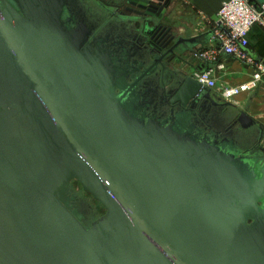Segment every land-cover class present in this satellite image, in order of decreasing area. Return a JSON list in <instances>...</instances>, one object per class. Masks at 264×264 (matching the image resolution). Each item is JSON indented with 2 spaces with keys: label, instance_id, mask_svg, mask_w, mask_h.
Returning <instances> with one entry per match:
<instances>
[{
  "label": "water",
  "instance_id": "water-1",
  "mask_svg": "<svg viewBox=\"0 0 264 264\" xmlns=\"http://www.w3.org/2000/svg\"><path fill=\"white\" fill-rule=\"evenodd\" d=\"M91 1L151 46L73 21L79 0H0V264H264V158L197 125L231 106L185 69L211 67L213 29L179 34L171 0Z\"/></svg>",
  "mask_w": 264,
  "mask_h": 264
},
{
  "label": "crops",
  "instance_id": "crops-1",
  "mask_svg": "<svg viewBox=\"0 0 264 264\" xmlns=\"http://www.w3.org/2000/svg\"><path fill=\"white\" fill-rule=\"evenodd\" d=\"M223 1L225 0H171L168 6L171 14L168 23L173 25V29L179 34H201L213 28ZM257 1L248 0L251 4H256ZM92 4L94 9L91 12L101 11L97 2L92 1ZM248 39L247 50L253 57L254 64H247L224 54H219L216 61L210 63L216 67L214 75L220 86L232 87L244 83L252 78L259 66H264V26L254 25ZM189 60L194 66L201 68L206 66L200 60ZM185 69L186 72H193L189 66ZM212 92L217 95L215 89ZM226 102L231 104L232 117L236 118L239 112H244L257 124L252 128L257 130L259 127L263 130L260 145L264 148V81H261L254 90L241 92L235 95L233 100Z\"/></svg>",
  "mask_w": 264,
  "mask_h": 264
},
{
  "label": "flooded vegetation",
  "instance_id": "flooded-vegetation-1",
  "mask_svg": "<svg viewBox=\"0 0 264 264\" xmlns=\"http://www.w3.org/2000/svg\"><path fill=\"white\" fill-rule=\"evenodd\" d=\"M79 1L81 7L86 10V14H77V9L74 7L75 5L70 6L71 11L74 13L72 14L73 21H79L80 17L82 16L87 24H92V27H96L98 33L103 35L112 33L113 36L110 35V38L112 37L114 40L118 39V41H121L117 47L120 49H127L129 52L131 51V53L134 51H139L138 45H136L137 43L142 46H151V40L148 37L140 36V33H138L133 27L125 26L122 23L118 24V21L117 24L112 23L109 19L111 14H108L106 9L100 7V12L93 13L91 11L94 9V6L91 0ZM106 1L109 2L110 0ZM97 3H100V1ZM154 86V84H151L152 88H154ZM147 98H149V100L151 99L149 107L150 110L156 108L158 114L162 115L163 118H167L171 115V109L173 106L167 101H164L160 106L158 104L159 98L152 93H149ZM226 107H211L209 110L203 109L197 111V125L201 128H206L207 131L214 130L228 135L229 138L236 142L238 151L244 153L245 155H249L255 159L257 157L264 158V151H262L263 147L260 145L263 130L259 127L257 130L255 128H249L246 130L242 129L240 124L236 123L235 118L232 117L231 106ZM77 193L79 197L83 198V192ZM88 211L90 210L88 209ZM96 218L97 217L93 215L91 216L90 220L92 221Z\"/></svg>",
  "mask_w": 264,
  "mask_h": 264
},
{
  "label": "built area",
  "instance_id": "built-area-1",
  "mask_svg": "<svg viewBox=\"0 0 264 264\" xmlns=\"http://www.w3.org/2000/svg\"><path fill=\"white\" fill-rule=\"evenodd\" d=\"M256 24L264 26V2L255 6L248 0L223 1L212 28L213 42L210 49L203 53L204 57L212 63L219 54H224L247 64H254L247 46L249 32ZM215 68L211 65L208 69L195 70L192 74L204 87L215 89L217 95L225 101L233 100V97L241 92L254 90L261 81H264V66H259L250 80L237 86H220L214 75Z\"/></svg>",
  "mask_w": 264,
  "mask_h": 264
},
{
  "label": "rangeland",
  "instance_id": "rangeland-1",
  "mask_svg": "<svg viewBox=\"0 0 264 264\" xmlns=\"http://www.w3.org/2000/svg\"><path fill=\"white\" fill-rule=\"evenodd\" d=\"M73 188L76 192H83L78 182H73ZM82 194L83 200L85 201V207L90 210L88 211V215L90 213L89 217L94 215L98 218L99 216H101L105 211L104 208L96 200H94L91 195L84 192Z\"/></svg>",
  "mask_w": 264,
  "mask_h": 264
}]
</instances>
